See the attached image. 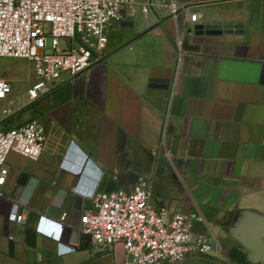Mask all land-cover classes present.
I'll use <instances>...</instances> for the list:
<instances>
[{
  "label": "crops",
  "instance_id": "crops-1",
  "mask_svg": "<svg viewBox=\"0 0 264 264\" xmlns=\"http://www.w3.org/2000/svg\"><path fill=\"white\" fill-rule=\"evenodd\" d=\"M145 2L110 31L100 61L41 106L8 108L1 126L35 115L49 141L37 161L8 157L0 264H124L123 244L84 241L81 216L96 192L141 177L152 181V206L192 215L222 257L238 250L251 263L235 226L244 213L264 221V0H149L144 13ZM206 24L243 34L196 36ZM13 213L25 221H9Z\"/></svg>",
  "mask_w": 264,
  "mask_h": 264
},
{
  "label": "built area",
  "instance_id": "built-area-1",
  "mask_svg": "<svg viewBox=\"0 0 264 264\" xmlns=\"http://www.w3.org/2000/svg\"><path fill=\"white\" fill-rule=\"evenodd\" d=\"M138 3L0 0V58L26 59L32 64L34 81L27 91V104L100 61L110 31L134 16ZM149 6L146 0L142 11L147 13ZM169 8L177 19L180 7L171 2ZM48 39H52V53H48ZM178 46L181 48L180 41ZM12 90L11 81L0 76V104ZM12 113L0 108V197H4L1 187L8 174V157L15 153L37 161L49 141L47 128L37 119L16 127L1 126ZM151 198L152 181L148 177L139 178L130 189L98 191L91 198L93 207L81 216L79 231L93 246L123 244L124 264H179L191 256H222V246L212 233L195 232L192 215L177 212L167 217V208L152 206ZM8 220L22 223L25 216L13 213Z\"/></svg>",
  "mask_w": 264,
  "mask_h": 264
},
{
  "label": "rangeland",
  "instance_id": "rangeland-1",
  "mask_svg": "<svg viewBox=\"0 0 264 264\" xmlns=\"http://www.w3.org/2000/svg\"><path fill=\"white\" fill-rule=\"evenodd\" d=\"M48 53H52V39H48ZM0 76H4L11 81L12 94L9 98L0 104L1 109H17L23 104L28 102L27 91L33 86V69L32 64L26 59L15 58H0ZM46 98L41 96L35 104L30 103L26 106L34 109L37 106H41L45 102ZM36 112H34L35 114ZM37 114V113H36ZM38 116L33 115L32 119H37ZM179 264H237L230 258L216 257V256H191Z\"/></svg>",
  "mask_w": 264,
  "mask_h": 264
},
{
  "label": "water",
  "instance_id": "water-1",
  "mask_svg": "<svg viewBox=\"0 0 264 264\" xmlns=\"http://www.w3.org/2000/svg\"><path fill=\"white\" fill-rule=\"evenodd\" d=\"M194 31L196 36L243 34L242 26L232 24L198 25L195 26ZM253 219L257 220V217L240 214L235 226L241 230L239 233L241 236L237 237V240L248 251L251 263L264 264V221L259 217L258 221ZM251 220L256 223L250 222Z\"/></svg>",
  "mask_w": 264,
  "mask_h": 264
},
{
  "label": "trees",
  "instance_id": "trees-1",
  "mask_svg": "<svg viewBox=\"0 0 264 264\" xmlns=\"http://www.w3.org/2000/svg\"><path fill=\"white\" fill-rule=\"evenodd\" d=\"M87 241L89 242L88 238L84 237V241ZM230 259L234 262H236L237 264H251L248 259H247V256L238 251V250H234L232 251L231 255H230Z\"/></svg>",
  "mask_w": 264,
  "mask_h": 264
}]
</instances>
